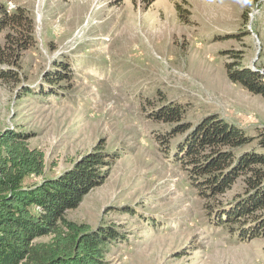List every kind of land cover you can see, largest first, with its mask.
<instances>
[{"label": "rangeland", "instance_id": "rangeland-1", "mask_svg": "<svg viewBox=\"0 0 264 264\" xmlns=\"http://www.w3.org/2000/svg\"><path fill=\"white\" fill-rule=\"evenodd\" d=\"M4 7L28 12L34 42L0 79V132L23 134L50 176L98 150L117 157L65 215L114 230L108 264H264V237L239 242L216 225L242 183L206 195L176 157L181 124L158 115L178 106L182 125L218 117L264 137V99L225 69L233 51L242 68L264 74V0H0ZM12 33L0 25V46Z\"/></svg>", "mask_w": 264, "mask_h": 264}, {"label": "trees", "instance_id": "trees-1", "mask_svg": "<svg viewBox=\"0 0 264 264\" xmlns=\"http://www.w3.org/2000/svg\"><path fill=\"white\" fill-rule=\"evenodd\" d=\"M123 1L116 0L118 4ZM0 25L13 32L0 46V79H7L17 53L33 45L34 23L23 8L10 12L4 7ZM228 53L236 60L225 65L229 81L264 99V74L242 68L239 56ZM158 115L159 120L181 124L176 132L186 136L176 157L182 155L188 161L197 177L194 184L205 189L206 195L225 194L236 182L242 183L240 192L215 212L216 225L228 227L239 242L263 238L264 137L248 136L218 117L195 126L182 125L183 111L178 106L164 107ZM254 142L261 151L245 150ZM116 160L102 149L50 176L45 173L44 153L30 148L23 134L0 132V264H108L106 245L116 238L114 230H91L68 221L65 215L104 183Z\"/></svg>", "mask_w": 264, "mask_h": 264}]
</instances>
